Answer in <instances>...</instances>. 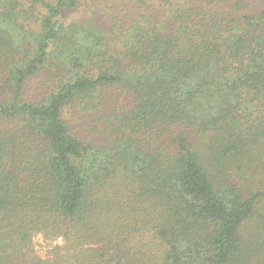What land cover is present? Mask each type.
<instances>
[{
  "label": "trees",
  "instance_id": "obj_1",
  "mask_svg": "<svg viewBox=\"0 0 264 264\" xmlns=\"http://www.w3.org/2000/svg\"><path fill=\"white\" fill-rule=\"evenodd\" d=\"M84 1L0 0V264H250L264 11L165 0L110 30L60 19ZM36 235L62 245L41 257Z\"/></svg>",
  "mask_w": 264,
  "mask_h": 264
},
{
  "label": "rangeland",
  "instance_id": "obj_2",
  "mask_svg": "<svg viewBox=\"0 0 264 264\" xmlns=\"http://www.w3.org/2000/svg\"><path fill=\"white\" fill-rule=\"evenodd\" d=\"M165 0H90L84 1L81 3L77 11H72L61 16L60 19L66 21H82V20H96V22L104 30H110V24L112 19L115 17H124L127 14L133 13L130 7V3L135 5V8L143 9H153L155 5H158L160 2ZM245 3V10L249 14H257L264 11V0H243ZM216 3V2H215ZM126 20V19H124ZM116 22V20H115ZM118 96L109 94L108 97H115L118 101L117 104H126V97L122 92H117ZM257 124V122L255 123ZM261 128V127H259ZM258 154L254 155V158H250L251 163H247L249 168L247 176L251 180V185L253 187H260L264 185V152L261 149H258ZM204 162L207 166L208 172L212 178L218 182L220 178L224 175L220 171L221 166H216L211 163L207 158H204ZM229 175H233V178L237 177L238 174L234 175L232 171H228ZM260 205L253 217L252 222L242 229L241 238L243 242L250 241L253 235L257 236V239H253L254 247L257 250H260L261 247H264V233L259 232V223L261 221L260 215L263 214L260 209ZM261 236V237H259ZM257 243V244H256ZM62 245L61 239L55 241H48L43 238V236L36 235L33 239V251L35 254L41 257H47L49 253L53 251L55 246ZM261 245V246H257ZM253 248V247H252ZM250 264H264V250L260 254H254L250 259Z\"/></svg>",
  "mask_w": 264,
  "mask_h": 264
}]
</instances>
